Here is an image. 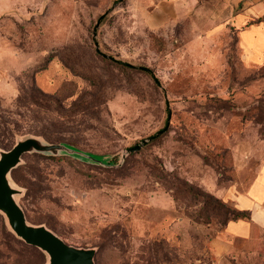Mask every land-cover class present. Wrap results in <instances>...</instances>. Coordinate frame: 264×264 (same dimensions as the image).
<instances>
[{
  "label": "rangeland",
  "instance_id": "obj_1",
  "mask_svg": "<svg viewBox=\"0 0 264 264\" xmlns=\"http://www.w3.org/2000/svg\"><path fill=\"white\" fill-rule=\"evenodd\" d=\"M6 3L0 150L32 136L110 164L25 154L10 180L27 221L95 249V264H215L210 242L223 211L187 185L238 209L264 170V63L239 47L241 0H200L188 19L157 32L127 0ZM169 114L167 130L142 145ZM236 246L224 264H264V233ZM45 263L0 214V264Z\"/></svg>",
  "mask_w": 264,
  "mask_h": 264
},
{
  "label": "crops",
  "instance_id": "obj_2",
  "mask_svg": "<svg viewBox=\"0 0 264 264\" xmlns=\"http://www.w3.org/2000/svg\"><path fill=\"white\" fill-rule=\"evenodd\" d=\"M7 0H0V15ZM243 9L234 18L239 47L252 63H264V0H241ZM200 0H127L131 15L151 32L176 26L188 19L199 7ZM259 24L245 27L249 21ZM239 210L250 212V219L228 222L220 236L210 242L215 264H224V257L237 250L236 243L254 244L264 233V170L245 195L236 198Z\"/></svg>",
  "mask_w": 264,
  "mask_h": 264
},
{
  "label": "water",
  "instance_id": "obj_3",
  "mask_svg": "<svg viewBox=\"0 0 264 264\" xmlns=\"http://www.w3.org/2000/svg\"><path fill=\"white\" fill-rule=\"evenodd\" d=\"M102 15L97 24L104 18ZM170 114L164 129L154 136L142 141V145L162 135L168 128ZM140 145L127 149L126 154L139 151ZM25 154H41L45 156L69 155L92 164L110 166L104 159L95 155L81 152L66 144H51L37 137H26L17 141L14 146L5 151L0 150V214L3 216L8 229L26 245L34 247L46 256L45 264H95L96 250L78 248L67 244L56 233L45 225L30 224L23 209L16 201L21 191L15 188L10 180L11 172L19 166ZM124 158V156H123Z\"/></svg>",
  "mask_w": 264,
  "mask_h": 264
},
{
  "label": "trees",
  "instance_id": "obj_4",
  "mask_svg": "<svg viewBox=\"0 0 264 264\" xmlns=\"http://www.w3.org/2000/svg\"><path fill=\"white\" fill-rule=\"evenodd\" d=\"M261 20H255V21H249L246 23L245 27H249L251 25L259 24ZM98 159H101V157L95 156ZM188 190L187 192L192 195L193 198L198 199V202L201 204H204L207 206H212V209H219L223 211L225 220L223 222V225L225 226L230 221H237V220H249L250 219V212L247 210H239L236 208H229L224 203H222L220 200L214 198L211 195H208L204 193L199 188H194L191 185H187ZM49 227V226H47ZM52 231H54L51 227H49Z\"/></svg>",
  "mask_w": 264,
  "mask_h": 264
}]
</instances>
